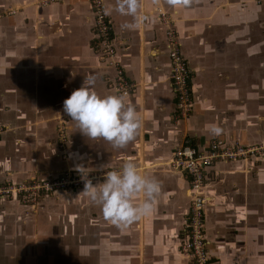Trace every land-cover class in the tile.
<instances>
[{"label": "crops", "instance_id": "0c3cea01", "mask_svg": "<svg viewBox=\"0 0 264 264\" xmlns=\"http://www.w3.org/2000/svg\"><path fill=\"white\" fill-rule=\"evenodd\" d=\"M40 1L0 0V12L17 10L0 20V183L54 178L65 170L76 172V165L81 171H103L107 166L102 165L119 167L131 160L158 179L160 192L153 210L124 228L103 218L84 187L46 195L35 206H23L17 198L0 200V260L192 264L181 253L191 206L189 181L169 161L184 143L200 146L216 137L264 143V106L256 102L251 73L242 72L256 69L258 48H264V35L254 28L258 18L264 19L256 9L264 11V0H186L176 6L169 0H138L136 17L117 12V0H104L116 60L138 85L125 103L135 105L141 126L126 146L114 148L102 138L84 136L71 120L66 160L58 139L64 99L89 74L95 75L92 87L98 94L118 93L108 83L115 69L94 50L89 0L48 6ZM157 7L168 14L195 72L196 110L189 118L175 119L168 25ZM126 22L135 26L122 28ZM210 124L221 131L211 132ZM205 187L212 264H264V155L218 162Z\"/></svg>", "mask_w": 264, "mask_h": 264}, {"label": "built area", "instance_id": "2783aa9c", "mask_svg": "<svg viewBox=\"0 0 264 264\" xmlns=\"http://www.w3.org/2000/svg\"><path fill=\"white\" fill-rule=\"evenodd\" d=\"M66 0H41L39 5L62 3ZM94 12V50L100 61L107 67L115 69V76L108 82L124 100L137 91L136 82L127 78L125 71L116 60L117 45L113 36V26L108 18L104 0H89ZM159 19L168 25L166 31L167 48L171 61L170 87L176 96L178 108L183 118L193 108V77L194 72L181 50V43L176 30L166 12L157 7ZM17 13L16 9L0 12V20ZM59 129V126H58ZM66 136L61 131L59 146L66 144ZM264 155L263 144H243L229 142L222 137L212 139L206 149L193 144H181L174 151L169 165L179 171L188 181V194L191 206L185 224L184 238L181 242V253L187 256L192 264H212L209 242L206 239V206L209 197L205 185L209 171L218 162L247 161ZM82 172V171H81ZM82 174L91 181L103 179V174L94 172L67 171L49 179L32 178L29 181L0 183V200L17 198L20 202L35 206L44 196L57 191H72L84 187Z\"/></svg>", "mask_w": 264, "mask_h": 264}, {"label": "clouds", "instance_id": "9594fccd", "mask_svg": "<svg viewBox=\"0 0 264 264\" xmlns=\"http://www.w3.org/2000/svg\"><path fill=\"white\" fill-rule=\"evenodd\" d=\"M186 0H169L173 6ZM138 0H117L116 11L122 15L136 17ZM133 23H124L122 28H132ZM95 75L89 74L82 85L73 90L63 101V111L77 123L79 131L86 137L102 138L114 148H123L131 141L141 126L135 105L125 103L121 93L100 95L95 91ZM211 132L218 134L221 129L215 124L208 125ZM102 182L92 183L84 179L83 193L98 205L103 218L117 228H124L153 210V203L160 192L157 178L142 173L131 160H125L118 168L110 164ZM81 166L76 170L81 172Z\"/></svg>", "mask_w": 264, "mask_h": 264}, {"label": "rangeland", "instance_id": "374dc122", "mask_svg": "<svg viewBox=\"0 0 264 264\" xmlns=\"http://www.w3.org/2000/svg\"><path fill=\"white\" fill-rule=\"evenodd\" d=\"M10 8H7L5 9L6 10H9ZM256 9L258 10V14H262L264 13V11L262 12V10L258 7H256ZM242 21V20H241ZM254 28H258V32H261V34L264 35V19L263 20H259V18L256 20V22H254ZM242 28V27H241ZM262 35V36H263ZM264 37V36H263ZM262 37V38H263ZM260 37L258 36L257 38V41L259 43V41H261L259 39ZM259 45V44H258ZM262 50L260 51V48H258V53H257V58H256V64H255V68L256 69H242V72L244 73V75H247L249 76V72L251 73V80L253 81V83L255 84L253 86V90H254V94H256L258 96V100L256 102H258V104H260L259 102L263 103V106H264V48H261ZM194 72V70H193ZM195 73V72H194ZM195 75V74H194ZM243 75V76H244ZM244 87H247V85L245 86L244 84L241 85V88L243 89ZM175 95V94H174ZM175 101H176V96H175ZM175 108H176V111H175V119L176 120H180V119H183L182 115H181V112L178 108V103L176 101L175 103ZM196 110V100H195V97L193 96V108L187 112V118L191 117L194 112ZM58 126H59V140H60V135H61V131L65 134L66 136V141L68 143V140H69V124L71 122V118L66 115L65 113L58 118ZM213 139V138H212ZM210 139L209 142L212 140ZM198 141L195 140V143L197 144ZM208 141L206 140L205 142H200V146H202V148H207L208 144L206 145L205 143H207ZM208 142V143H209ZM181 145V144H180ZM64 148H65V144H64V147L62 148L63 150V153H62V158L64 160L67 159V153L64 151ZM171 167V166H170ZM114 168H118V167H114ZM173 170L177 171L175 168L171 167ZM106 170L108 169H103V171H97V170H88V171H82V172H94V173H97L99 172L100 174H103ZM67 171H71V170H65V171H62L61 173H64V172H67ZM142 171V170H141ZM78 172V171H76ZM179 172V171H177ZM59 173V175L61 174ZM180 173V172H179ZM103 179H99V180H94L92 181V183H97V182H102ZM83 188V187H82ZM23 206H29L28 204H24L22 202H20ZM21 205V206H22ZM25 208V207H24ZM25 210L27 211L28 213V210L25 208ZM25 211V212H26ZM207 232V227H206V230H205V234ZM63 264H65L63 261H62ZM101 263H107L108 264V261H101V262H98V264H101ZM0 264H8V261L7 260H0ZM56 264H59V261L56 262ZM68 264V263H67Z\"/></svg>", "mask_w": 264, "mask_h": 264}, {"label": "trees", "instance_id": "16d2710c", "mask_svg": "<svg viewBox=\"0 0 264 264\" xmlns=\"http://www.w3.org/2000/svg\"><path fill=\"white\" fill-rule=\"evenodd\" d=\"M190 144H193V143H190ZM194 145V144H193Z\"/></svg>", "mask_w": 264, "mask_h": 264}]
</instances>
